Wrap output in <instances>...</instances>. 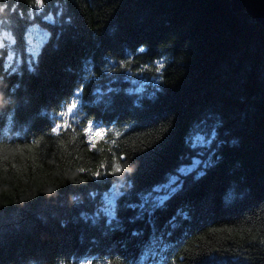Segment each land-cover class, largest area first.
<instances>
[{
	"label": "trees",
	"instance_id": "1",
	"mask_svg": "<svg viewBox=\"0 0 264 264\" xmlns=\"http://www.w3.org/2000/svg\"><path fill=\"white\" fill-rule=\"evenodd\" d=\"M32 26L46 33L33 58ZM0 33V264H264V26L252 12L0 0ZM90 121L110 129L95 149Z\"/></svg>",
	"mask_w": 264,
	"mask_h": 264
},
{
	"label": "rangeland",
	"instance_id": "2",
	"mask_svg": "<svg viewBox=\"0 0 264 264\" xmlns=\"http://www.w3.org/2000/svg\"><path fill=\"white\" fill-rule=\"evenodd\" d=\"M10 34L8 33H0V46H4L5 43L4 41L5 40H8L10 41ZM46 39V33L44 31H41L38 26H32L29 30V33H28V36H27V54L28 56H31L32 58L33 57H36L38 51L40 50V48L42 47V45L44 44V40ZM16 60H19L21 61L19 58H17L15 52H13L12 50L9 52L8 54V57H7V65L11 68H17V64L19 63L18 61ZM73 99H76V97H73L70 101V103H72ZM78 101V99H76ZM81 100V98H80ZM70 106V105H69ZM68 106V107H69ZM67 107V108H68ZM71 115L73 113H70ZM101 129H94V131H99ZM110 133V129L109 130H104V135L102 136L103 137H106V135H108ZM113 136H111V139L113 140ZM174 177L170 178L169 180L173 179ZM168 180V181H169ZM173 180H171L169 182L172 183ZM168 184V185H169ZM162 196H160L158 199L159 200H163L164 197L167 195V193H164V194H161ZM112 206V205H111ZM112 207L109 209V210H106V211H111Z\"/></svg>",
	"mask_w": 264,
	"mask_h": 264
},
{
	"label": "snow or ice",
	"instance_id": "3",
	"mask_svg": "<svg viewBox=\"0 0 264 264\" xmlns=\"http://www.w3.org/2000/svg\"><path fill=\"white\" fill-rule=\"evenodd\" d=\"M35 2H36V4L39 7H43L44 6V0H35ZM141 51H143V49H141ZM82 92H83V89H80L79 92L77 93V95H79ZM78 107H79L78 101L76 99H73L72 103L67 108V111L64 112V113H61V116H67L70 113H73L74 110H76ZM67 127H69L67 122H65L63 124H59L55 128H53V132H55L57 135H59L60 129L67 128ZM85 135L87 137V142L90 145V147L95 149L96 145H97V140L102 138V136L104 135V130L101 129L99 131H94L93 124L90 121L88 126H87V128L85 129ZM102 167H106V165L102 166ZM81 171H84V169H81ZM122 171H123V168L119 164H116L115 165V170H114V172L112 174H115V173H118V172H122ZM93 175L99 177L101 175V172L100 171H96V172L93 173Z\"/></svg>",
	"mask_w": 264,
	"mask_h": 264
},
{
	"label": "water",
	"instance_id": "4",
	"mask_svg": "<svg viewBox=\"0 0 264 264\" xmlns=\"http://www.w3.org/2000/svg\"><path fill=\"white\" fill-rule=\"evenodd\" d=\"M236 5L246 7L259 23L264 26V0H234Z\"/></svg>",
	"mask_w": 264,
	"mask_h": 264
},
{
	"label": "bare ground",
	"instance_id": "5",
	"mask_svg": "<svg viewBox=\"0 0 264 264\" xmlns=\"http://www.w3.org/2000/svg\"><path fill=\"white\" fill-rule=\"evenodd\" d=\"M36 57H37V56H36ZM121 184H122V183H121ZM122 185H123V184H122ZM114 188H116V186H113V187H112V191H113ZM121 192H122V191H121ZM121 192H120V193H121ZM121 194H122V193H121ZM116 196H117L116 193H113V194L111 195V198H110V199L107 198V196H105V197L103 196V200H104V201H105V199L107 200L106 203H104V207H103V209L109 210V209L113 206V202H114ZM148 196H149V195H147V196L143 195V197L145 198V200L143 201V203L147 201V197H148ZM158 200H159V199H158ZM104 201H103V202H104ZM159 201H160V202H163V201H161V200H159ZM164 201H165V200H164ZM143 203H142V204H143ZM142 204L140 203L139 206L142 207ZM111 205H112V206H111ZM102 206H103V205H102ZM157 207H158V206H154V209H156ZM103 212H104V214H106V215L108 216V215H111V214H112V209H111V211H103ZM160 233H161V234H164V233H163V230H161V228H160V230H159V234H160ZM166 239L168 240V237H167ZM163 245H166V244H163ZM165 247H169L168 244H167V246H165ZM160 249H161L162 252H164L163 247L160 246Z\"/></svg>",
	"mask_w": 264,
	"mask_h": 264
}]
</instances>
